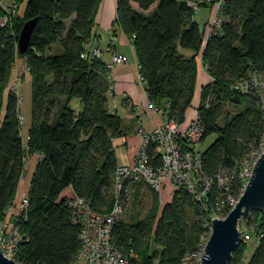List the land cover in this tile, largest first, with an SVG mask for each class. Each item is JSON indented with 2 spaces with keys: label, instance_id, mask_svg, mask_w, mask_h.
<instances>
[{
  "label": "trees",
  "instance_id": "1",
  "mask_svg": "<svg viewBox=\"0 0 264 264\" xmlns=\"http://www.w3.org/2000/svg\"><path fill=\"white\" fill-rule=\"evenodd\" d=\"M13 1L16 7L23 2ZM99 3L26 0L22 14L0 25V220L15 199L26 158L40 155L30 179L27 207L17 222L22 235L16 249L18 264H74L80 224L73 220L68 198L61 195L66 187L99 212L109 211L114 202L118 165L113 139L121 134V118L107 106L106 63L101 57L83 56L90 51ZM194 14L180 0H116L115 21L131 40L152 106L166 109L168 118L178 124L191 104L196 78L194 57H185L178 47L192 50L195 56L201 53L212 80L202 86L196 110L203 127L201 140L215 135L202 151L203 170L213 176L220 168H233L263 139L256 97L233 90L231 83L250 72L264 75V0H225L220 31L205 42ZM33 18L29 45L19 53L18 34L23 23ZM56 43L62 51L47 55ZM18 55L25 58L32 84L31 122L25 138L20 133L17 93L4 94ZM225 100L244 106L222 119ZM156 101H162L161 106ZM141 186L132 187L138 192ZM154 200L156 206L155 194ZM203 214L199 203L178 188L157 217L151 211L134 222L118 219L113 240L122 252L133 253L130 264H182L184 253L194 249L202 231ZM246 222L256 227L246 264H264V211L253 210ZM151 241L160 250L148 253ZM245 246L238 244L228 264L242 263Z\"/></svg>",
  "mask_w": 264,
  "mask_h": 264
},
{
  "label": "built area",
  "instance_id": "2",
  "mask_svg": "<svg viewBox=\"0 0 264 264\" xmlns=\"http://www.w3.org/2000/svg\"><path fill=\"white\" fill-rule=\"evenodd\" d=\"M2 1L0 0V9L3 12L0 16V25L5 26L14 15L16 5L5 8ZM180 1L193 12L201 8L211 12L206 22L204 42L210 35L219 33L223 23L222 8L225 0ZM106 50H111L112 62L124 61V57L116 54L111 48L107 47ZM101 54L102 50L99 47H93L83 56L98 58ZM107 79L108 90L111 91L112 81L109 72ZM231 88L256 97L264 122V75L250 72L245 77L233 81ZM156 110L162 116L161 123L141 134L140 144L130 163L120 165L116 169L112 208L107 212H99L81 197L74 195L67 199L68 206L73 210L74 222L80 224L79 248L74 264H130L133 253H124L116 246L112 228L122 213L124 201L122 196L128 191V186L134 184L147 186L156 193L164 191L166 187L173 191L183 188L199 203L201 210L208 217L204 214L201 216L202 231L194 249L184 253L182 264H200L212 229L211 219L221 218L223 214L226 216L234 207L252 174L257 158L264 151L253 150L236 161L233 168H220L216 174L208 176L202 167V151L198 149L203 135L199 117L196 115L182 127L168 118L166 109ZM27 204V193H23L19 201L14 200L6 208L4 219L0 220V250L5 257L14 261L18 242L22 239L17 222ZM238 229L241 233V242L249 243L252 235L242 231L239 226Z\"/></svg>",
  "mask_w": 264,
  "mask_h": 264
},
{
  "label": "crops",
  "instance_id": "3",
  "mask_svg": "<svg viewBox=\"0 0 264 264\" xmlns=\"http://www.w3.org/2000/svg\"><path fill=\"white\" fill-rule=\"evenodd\" d=\"M25 1L23 0L18 5L17 14H22ZM2 3L5 8L15 5L13 0H3ZM115 16L116 0H100L94 17L95 25L92 28L93 38L92 42L90 41V46H99L102 51L104 46V50L109 47L116 54L124 57L122 62L114 63L110 59L108 63L102 58L101 54V59L106 63L112 80V89L107 94V106L109 111L116 112L121 118V134L113 139L117 165L120 166L130 163L140 144L141 134L156 128L161 123L162 116L156 110L157 107L152 106L148 99L145 92V83L139 77L138 64L131 40L121 31L115 21ZM193 19L198 23L195 14ZM207 20L208 18L199 25L203 28V37L205 36ZM112 29L115 30L114 40H111L109 35ZM106 34L108 39L105 37ZM178 51L187 58L194 57L196 62L194 93L191 104L186 109L184 120L180 123V126L183 127L196 117V107L200 100L201 88L210 82L212 78L203 65L201 53L195 56L192 50L182 47H178ZM129 57H131V60H129ZM160 102L162 103V101H156L155 105L161 106ZM29 157L32 158L31 169L28 168L27 173L24 171V176L20 178L17 188V190L22 188L26 192L29 189L30 179L40 155L34 153ZM26 163L29 164V159L26 160ZM168 189L169 187L165 188L166 191ZM61 195L70 198L75 194L71 187H66Z\"/></svg>",
  "mask_w": 264,
  "mask_h": 264
},
{
  "label": "rangeland",
  "instance_id": "4",
  "mask_svg": "<svg viewBox=\"0 0 264 264\" xmlns=\"http://www.w3.org/2000/svg\"><path fill=\"white\" fill-rule=\"evenodd\" d=\"M155 4H153L147 11L146 13H149L151 10H153ZM11 7V6H9ZM8 8V7H7ZM17 12V7L15 8V13ZM211 16V12L208 11L206 8H201L197 12H195V17L201 25L206 18H209ZM115 30H111L109 35L112 40L115 38ZM106 39H108V36L106 34ZM105 40V38H104ZM114 42V41H113ZM93 47H99V46H91L90 50ZM101 50V47H99ZM102 58L105 61H108L111 59L112 52L111 50H104L105 46L102 48ZM62 49L58 43L52 45L50 48L47 49L46 54H56L61 52ZM129 56V55H128ZM129 60H131V57H129ZM26 68V62L25 58L21 55H18L15 59V61L12 63V69L10 73V78L6 87V91L8 90H14L15 93H17L18 96V103H19V119H20V133L23 138H25V134L27 132V128L30 125L31 122V93H32V84H31V75L27 71ZM112 81V80H111ZM244 104L241 105H236L231 103L230 101L225 100L223 102V114H222V119L225 117V114H234L235 112L241 110L243 108ZM161 109V108H160ZM215 135L210 134L208 135L204 140H201L198 144V149L203 151L205 150L214 140ZM264 149V139L262 143L260 144L259 148L256 149L255 151H261ZM29 159V164L26 163L25 161V172L27 173L28 168L31 169V162L32 158L28 156L26 160ZM24 176V174H23ZM22 188H19L16 191L15 195V200L19 201L23 193H27L24 191ZM128 191L125 193L124 201H123V209L122 213L119 216V220H123L125 222H134L140 219H143L151 213H155L156 217L159 215L162 206L170 201L172 194H173V189H168L167 191H162L160 193H155L151 189H149L147 186H141L138 190V192L134 191L132 186H128ZM21 191H23L21 193ZM154 194L157 197V204L155 206V201L154 200ZM224 214L220 216L221 218H224ZM250 217V215H249ZM248 217V218H249ZM239 228L242 231L248 232L252 235V240L249 243H245V249H244V256L241 264H246L248 259L250 258L252 252H253V245L255 240V225L254 223H247L246 219L240 220L238 224ZM152 239V238H151ZM153 250H160L158 246H156L153 241L150 242V246L148 248V253H151Z\"/></svg>",
  "mask_w": 264,
  "mask_h": 264
},
{
  "label": "water",
  "instance_id": "5",
  "mask_svg": "<svg viewBox=\"0 0 264 264\" xmlns=\"http://www.w3.org/2000/svg\"><path fill=\"white\" fill-rule=\"evenodd\" d=\"M35 18L25 21L18 34L17 49L24 53L29 45ZM253 210L264 211V151L257 158L252 174L237 203L224 218L211 219V233L200 264H228L231 254L241 242L240 220L247 219ZM0 264H18L0 250Z\"/></svg>",
  "mask_w": 264,
  "mask_h": 264
}]
</instances>
